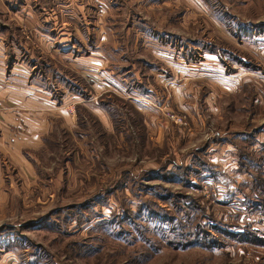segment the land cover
<instances>
[{
  "label": "rangeland",
  "instance_id": "rangeland-1",
  "mask_svg": "<svg viewBox=\"0 0 264 264\" xmlns=\"http://www.w3.org/2000/svg\"><path fill=\"white\" fill-rule=\"evenodd\" d=\"M0 41L66 106L3 163L21 263L264 264V0H0Z\"/></svg>",
  "mask_w": 264,
  "mask_h": 264
},
{
  "label": "crops",
  "instance_id": "crops-1",
  "mask_svg": "<svg viewBox=\"0 0 264 264\" xmlns=\"http://www.w3.org/2000/svg\"><path fill=\"white\" fill-rule=\"evenodd\" d=\"M1 46L2 42L0 41V105L2 106L0 109V129H3V132L0 133V185L6 182L3 176L12 168L5 167L4 160L11 161V165L21 163V166L24 167L21 162L22 156L24 154L30 155V151H34L45 142L44 133L51 123L49 120L50 112L64 113L65 111L61 110L66 107L63 103H54L55 100L50 97L51 90L38 85L36 87V83L32 82L31 74L34 72L35 65L33 64V67L27 65L30 64V59L27 62H19L16 60L17 57H12L16 54L13 44L10 46L13 49L10 53L6 49L2 50ZM105 91L108 92L110 89L107 88ZM40 93L50 95V102L51 104L54 103L50 106L54 108L37 100ZM75 96L82 97V94ZM95 97L99 98V96ZM82 101L88 100L82 98ZM80 104L77 101L75 106ZM65 118L67 119L68 116ZM70 120H73L71 115ZM70 124L73 123L70 122ZM29 167L30 165L27 164V170ZM2 237L3 234L0 233V241L6 240L7 242L2 241L4 243H0V264H24L21 263L14 248H11L13 243L8 241V238L3 239Z\"/></svg>",
  "mask_w": 264,
  "mask_h": 264
},
{
  "label": "trees",
  "instance_id": "trees-1",
  "mask_svg": "<svg viewBox=\"0 0 264 264\" xmlns=\"http://www.w3.org/2000/svg\"><path fill=\"white\" fill-rule=\"evenodd\" d=\"M256 167L261 169L262 165L258 164ZM260 172L264 175V170L263 171L261 170ZM263 175H260V176H263ZM258 184H260V183H257L256 180H255L254 183H253L254 190H257ZM262 186L264 188V180H263V185ZM184 199L186 200V196H184ZM191 203H192V205H189V206H197L198 207V205H199L198 202L195 201V200H192ZM167 216L170 217L169 215H167ZM161 219L165 220V221H169V222L171 221L170 219H167L166 216H162ZM197 228H198V230L195 232L196 238L197 237H201V241H202L203 244H208L209 242L214 240V236H213L212 232H210L209 230H206L205 228L200 230L199 226ZM172 230H174V229H172ZM248 235H252V234L249 233ZM207 237H210L211 239H207ZM174 240H177V239L174 238ZM179 241H182V242L186 243L185 240H179ZM171 244H173V243H171ZM30 264H35V262L34 261H30Z\"/></svg>",
  "mask_w": 264,
  "mask_h": 264
}]
</instances>
